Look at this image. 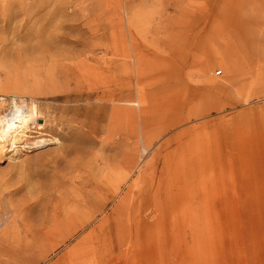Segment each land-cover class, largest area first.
I'll use <instances>...</instances> for the list:
<instances>
[{
	"label": "rangeland",
	"instance_id": "rangeland-1",
	"mask_svg": "<svg viewBox=\"0 0 264 264\" xmlns=\"http://www.w3.org/2000/svg\"><path fill=\"white\" fill-rule=\"evenodd\" d=\"M68 246L264 264V0H0V264Z\"/></svg>",
	"mask_w": 264,
	"mask_h": 264
},
{
	"label": "bare ground",
	"instance_id": "bare-ground-1",
	"mask_svg": "<svg viewBox=\"0 0 264 264\" xmlns=\"http://www.w3.org/2000/svg\"><path fill=\"white\" fill-rule=\"evenodd\" d=\"M17 104V103H16ZM15 109L17 113L11 114L7 116L5 125L2 130V145L1 150L6 151L5 148L6 143H10L11 147L8 151H12V154L16 153V147L19 144L26 143L28 140V132L31 130V127L27 123V119L24 116V113L21 111V107L15 105ZM37 123V122H36ZM41 123V122H40ZM39 126V125H38ZM36 128V126H32ZM43 142H33L28 145H24V147H39L42 146Z\"/></svg>",
	"mask_w": 264,
	"mask_h": 264
},
{
	"label": "crops",
	"instance_id": "crops-1",
	"mask_svg": "<svg viewBox=\"0 0 264 264\" xmlns=\"http://www.w3.org/2000/svg\"><path fill=\"white\" fill-rule=\"evenodd\" d=\"M88 260L89 259L86 258V256L83 255L82 253H79L77 249H75L72 246H68L57 252L56 255L53 258H51V260H48L41 264H94L93 262ZM5 264H18V263L7 262ZM97 264H101V263H97Z\"/></svg>",
	"mask_w": 264,
	"mask_h": 264
},
{
	"label": "built area",
	"instance_id": "built-area-1",
	"mask_svg": "<svg viewBox=\"0 0 264 264\" xmlns=\"http://www.w3.org/2000/svg\"><path fill=\"white\" fill-rule=\"evenodd\" d=\"M217 74H219V72Z\"/></svg>",
	"mask_w": 264,
	"mask_h": 264
}]
</instances>
